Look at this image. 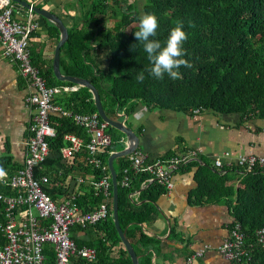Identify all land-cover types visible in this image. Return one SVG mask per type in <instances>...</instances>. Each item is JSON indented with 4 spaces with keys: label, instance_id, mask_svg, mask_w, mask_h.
Masks as SVG:
<instances>
[{
    "label": "trees",
    "instance_id": "1",
    "mask_svg": "<svg viewBox=\"0 0 264 264\" xmlns=\"http://www.w3.org/2000/svg\"><path fill=\"white\" fill-rule=\"evenodd\" d=\"M136 4V0L92 2L85 21L79 23L80 27L68 30V40L60 49L62 74L87 80L93 85L110 119L117 120L115 115L121 111L128 116L135 103H140L147 109L156 107L186 114H193L194 110L199 113L212 111L264 120V0H146L139 10ZM10 5L26 11L16 3L10 2ZM148 13L157 17L159 25L156 36L150 39L159 40L162 46L177 24H182L187 33L183 58L191 67L181 66L178 79H172L166 73L158 79L149 72L152 62L142 42L134 35L139 30L140 18ZM12 14L18 21L23 20L16 18L15 11ZM32 15L34 22L42 21L48 37L57 43L58 30L39 15ZM30 52L33 65L48 87L75 88L68 90L65 96L53 98V105L55 102L63 112L72 114L96 112L87 88L57 80L52 66L46 68L41 58H37L31 49ZM140 73L144 75L142 82L136 79ZM49 119L55 136L48 140V157L35 169L34 175L48 177L49 186L44 187V191L58 202L73 188L71 177L75 173L83 178L90 176L94 181L109 173L108 168L102 171L76 161H63L60 149L67 144L64 137L74 134L86 142L88 135L72 117L49 115ZM106 133L111 144L99 155L105 167L110 153L124 148L121 132L107 126ZM197 164L198 187L189 202L227 205L233 217L229 228L238 223L250 249L248 264H264V247L255 239L256 229L264 227V172L254 170L241 174L235 167L218 170L207 163ZM113 166L117 176L119 225L126 230V236L138 254L141 252L138 245L156 241L144 227L153 222L155 202L166 189L157 182L142 187L145 178L138 175L132 177L129 187H123L122 170L128 166V157L114 160ZM20 167L10 157H0V170L7 177ZM78 167L82 168L79 173ZM238 173L241 174L240 186L227 185L229 176ZM79 190L77 204L83 212L94 210L102 201V195L95 192L88 180ZM0 192L14 194L2 184ZM74 228L80 230L72 236L77 246L92 247L96 251L95 259L79 257L73 259L74 264H132L113 224L111 181L107 217L95 225ZM49 254L52 261L53 254Z\"/></svg>",
    "mask_w": 264,
    "mask_h": 264
},
{
    "label": "built area",
    "instance_id": "2",
    "mask_svg": "<svg viewBox=\"0 0 264 264\" xmlns=\"http://www.w3.org/2000/svg\"><path fill=\"white\" fill-rule=\"evenodd\" d=\"M12 13L10 2L0 0V47L2 55L15 65L29 89L25 104L31 111V117L27 128L26 154L21 167L9 177L4 173L0 175V184L14 191L11 195L0 192V264H74L73 259L79 257L93 260L96 257L95 249L77 246L72 236L80 231L74 227L92 226L107 217L110 174L97 181L91 180L90 176L75 177L73 188L58 202L44 191V187L49 186L48 177H35V169L48 157V140L55 136L49 115L53 109L52 99L59 89L48 87L33 65L29 40L32 31L37 29V23L30 17L32 12L28 11L29 16L20 21ZM62 90L75 88L62 87ZM193 113H198V110ZM62 114L72 117L74 123L83 127L88 135L86 142L74 134L66 135L64 139L67 144L60 149L62 160L68 163L80 160L83 166L102 171L108 168L99 159L100 153L111 144V138L106 133L108 125L96 112ZM82 152L85 155L79 156ZM127 157L128 166L122 170L123 187H129L132 177L138 175L145 178L142 187L157 182L168 191L172 188L173 175L196 163L198 153L190 149L170 157L151 158L136 150ZM212 166L218 170L235 167L241 174L254 170L264 172V155L231 157L225 152L212 162ZM87 180L95 192L102 195V201L94 210L83 212L77 204V197L79 187L86 184ZM244 238L241 226L235 223L218 245V252L226 260L248 264L250 249ZM255 239L258 245L264 247V227L256 229ZM50 252L53 254L52 261L49 260ZM202 254L200 250L193 252L184 264H189Z\"/></svg>",
    "mask_w": 264,
    "mask_h": 264
},
{
    "label": "crops",
    "instance_id": "3",
    "mask_svg": "<svg viewBox=\"0 0 264 264\" xmlns=\"http://www.w3.org/2000/svg\"><path fill=\"white\" fill-rule=\"evenodd\" d=\"M24 1L57 15L67 30L81 26L82 3L90 6L94 2ZM12 7L16 18L26 19L29 16L27 10L15 5ZM30 17L35 18L32 14ZM36 23L37 29L30 37L29 47L48 68L52 66L56 43L42 28V21ZM58 89L60 91L54 99L68 92ZM28 93L29 89L15 65L2 55L0 47V157H10L18 166L22 165L26 154L27 128L31 117V111L25 104ZM62 113L61 107L54 102L50 115L60 116ZM115 116L138 136L137 150L151 158H164L190 149L198 153L195 165H188L176 172L172 178V188L155 202L154 220L144 228L156 241L138 245L141 251L138 253L139 264H184L186 258L197 250L203 254L189 264H245L224 259L217 249L233 222L230 208L223 203H190L189 199L198 187L197 163L212 166V162L225 152L231 157L264 155V120L212 111L186 114L156 107L147 109L140 103H135L134 110L128 116L123 111ZM123 141L125 147V138ZM76 162L82 165L80 160ZM78 170L79 173L82 168L78 167ZM239 174L229 176L227 185L239 187ZM77 176L75 173L71 178Z\"/></svg>",
    "mask_w": 264,
    "mask_h": 264
},
{
    "label": "water",
    "instance_id": "4",
    "mask_svg": "<svg viewBox=\"0 0 264 264\" xmlns=\"http://www.w3.org/2000/svg\"><path fill=\"white\" fill-rule=\"evenodd\" d=\"M8 2H13L19 5L20 7L31 11L36 15L44 18L46 21L50 22L59 33V40L55 45L53 60H52V72L54 77L59 81H67L79 87H85L89 90L92 95V99L96 108V113L100 119L105 122L109 127H112L124 135L125 138V147L120 151H115L110 153L107 160V167L110 174V180L112 185V219L114 227L118 233V236L121 240V243L125 247L132 264H139V255L135 252L133 246L129 242L126 236V230L122 229L118 221V189H117V176L113 166L114 160L122 157H127L134 153L138 149L139 139L132 128L128 127L124 121L110 119L104 112L100 96L93 85H91L87 80L79 79L73 76L63 75L60 70V49L64 43L68 40V30L62 20L55 14L30 5L24 0H7Z\"/></svg>",
    "mask_w": 264,
    "mask_h": 264
},
{
    "label": "clouds",
    "instance_id": "5",
    "mask_svg": "<svg viewBox=\"0 0 264 264\" xmlns=\"http://www.w3.org/2000/svg\"><path fill=\"white\" fill-rule=\"evenodd\" d=\"M158 19L154 14L143 15L139 21V30L134 35L137 41L142 42L143 48L152 62L149 69L151 75L162 79L164 74H168L172 79L180 78L178 69L181 66L191 67L190 63L183 58L185 50L183 44L187 40V33L183 30L182 24H177L162 46L159 40H152L150 37L156 36L158 28ZM136 79L140 82L144 80L143 73H140ZM0 175H3L0 170Z\"/></svg>",
    "mask_w": 264,
    "mask_h": 264
},
{
    "label": "rangeland",
    "instance_id": "6",
    "mask_svg": "<svg viewBox=\"0 0 264 264\" xmlns=\"http://www.w3.org/2000/svg\"><path fill=\"white\" fill-rule=\"evenodd\" d=\"M137 2V1H136ZM146 2V0H138L137 4H136V8L139 10L141 8V6ZM94 3H97V0H94ZM82 9H83V13L81 15V21L84 22L85 19L87 18V14L90 11V6L88 5V3L83 2L82 3Z\"/></svg>",
    "mask_w": 264,
    "mask_h": 264
}]
</instances>
